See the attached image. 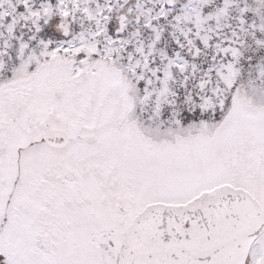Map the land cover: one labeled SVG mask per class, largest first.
Returning <instances> with one entry per match:
<instances>
[{
    "label": "snow or ice",
    "instance_id": "obj_1",
    "mask_svg": "<svg viewBox=\"0 0 264 264\" xmlns=\"http://www.w3.org/2000/svg\"><path fill=\"white\" fill-rule=\"evenodd\" d=\"M0 264H264V0H0Z\"/></svg>",
    "mask_w": 264,
    "mask_h": 264
}]
</instances>
